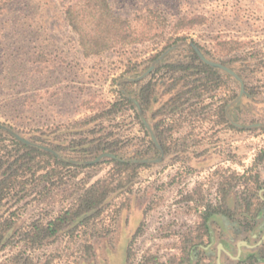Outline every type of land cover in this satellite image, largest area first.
<instances>
[{"label": "rangeland", "instance_id": "374dc122", "mask_svg": "<svg viewBox=\"0 0 264 264\" xmlns=\"http://www.w3.org/2000/svg\"><path fill=\"white\" fill-rule=\"evenodd\" d=\"M71 1L16 0L0 16V126L37 145H58L60 157L75 156L65 148L71 141L105 136L118 142V158L139 164L137 174L129 186L132 192L112 195L87 225L64 230L35 247L20 241L18 232L37 218H53L71 200L81 179L105 176L112 164L104 158L49 192L39 193L40 186H29L23 198L10 194L0 210L1 221L13 223L0 246V264H98L89 256L103 249L104 240L121 232L119 219L128 217L133 208L145 210L143 216L139 214L136 237L129 243L132 264H166L167 260L175 264L188 249H184L188 243L183 235L197 233L201 197L204 203L217 205L221 176H248L257 171L260 181L264 178V160L258 161L264 151V129L253 127L252 120L255 109L264 122V0H110L116 9L132 15L131 8H160L171 24L154 41L95 57L83 56L77 36L64 19L62 10ZM178 19L180 28L175 29L173 23ZM189 45H199L207 59L240 76L252 96L242 100L239 111L231 102L227 123H217L211 113L191 121L184 120L185 114H175L169 120L174 126L168 133L169 150L158 161L156 149L148 144L151 133L155 136L151 111L159 109L164 117L162 105L182 89L171 85L163 65L187 61ZM35 54L45 60L33 62ZM215 68L228 75V83L216 90L214 98L206 99L213 101V108L240 91L235 75ZM150 78L156 81L157 101L150 110L142 113L139 109L148 131L134 109L101 115L105 103L121 93L133 98L135 90ZM102 153L109 152L97 156ZM97 156L74 161L84 163ZM190 193L197 201L184 200ZM227 204L234 206V195Z\"/></svg>", "mask_w": 264, "mask_h": 264}, {"label": "trees", "instance_id": "16d2710c", "mask_svg": "<svg viewBox=\"0 0 264 264\" xmlns=\"http://www.w3.org/2000/svg\"><path fill=\"white\" fill-rule=\"evenodd\" d=\"M14 1L16 0H0V16L7 12ZM131 9H134L132 10L133 15L130 12L116 9L110 0H72L65 5L62 11H64L67 25L77 36L83 56L95 57L109 51L128 50L154 41L171 24L160 8L145 5ZM180 22L181 19H178L173 23L175 29L180 28ZM176 38V41L180 39V37ZM188 51L187 61L179 59L163 65L166 72L170 73L171 85H180L182 89L177 90L162 105L166 109L164 117L159 109L151 111L150 115L151 119H154L151 128L165 153L169 150L168 133L174 127L169 120L171 121L175 114H185L184 120L191 121L207 118L206 116L211 113L212 116H216L217 123H227L229 105L231 102H236L239 95L237 92L228 99H221V103L216 108H213V101L206 102V99L211 100L215 97V92L219 87L227 85L228 75L220 73L215 67L200 60L193 47L188 46ZM32 60L35 63H41L45 59L43 55L35 54ZM134 101H137V105ZM156 101V81L150 78L135 90L133 98L127 93H121L118 99L105 103L101 115L115 114L126 108L134 109L135 117L145 131H148L141 119L140 110L142 113L147 109L150 110ZM158 116L160 119H156ZM148 144L158 151L151 138ZM117 145V141H108L105 136L86 138L77 142L71 141L65 148L74 152L75 156L61 155L60 157L37 146L23 143L0 129V210L7 196L12 194L13 197L23 198L29 186L32 188L40 186L38 192L43 193L66 185L77 177L82 169L100 164L78 163L74 160H88L104 151L115 155ZM51 148L59 152L58 145ZM263 160L264 151H261L258 161ZM108 162L112 165L107 175L92 180L81 179L83 183L71 193V200L66 206L47 221L41 218L33 220L26 230L18 232L20 241L28 247H35L44 241L54 239L64 230L85 226L101 213L112 195L132 192L129 186L133 183L139 164L117 156L109 158ZM259 178L257 171L248 176L237 173L221 176L217 187V205L204 203L201 197L199 202L203 206L199 214L201 221L198 223L197 233L193 234L188 231L185 236L183 235L182 240L188 243L184 249L201 241L203 229L207 225L206 221L213 213L229 211L227 200L232 195H234L235 204H251L252 198L257 196V189L260 186ZM238 185H242V189L238 190ZM184 200L187 203L197 201L191 193L185 195ZM12 225L11 221L0 219V246L5 244L3 241ZM90 247L88 245L87 250ZM17 259L21 260V258ZM19 260L16 262L18 263Z\"/></svg>", "mask_w": 264, "mask_h": 264}, {"label": "flooded vegetation", "instance_id": "af4514ba", "mask_svg": "<svg viewBox=\"0 0 264 264\" xmlns=\"http://www.w3.org/2000/svg\"><path fill=\"white\" fill-rule=\"evenodd\" d=\"M236 80L240 91L234 109L239 111L244 106L242 100L251 98L252 94L244 89V82L240 76H237ZM137 81L133 79V82ZM252 120L253 127L264 129V122L255 109H252ZM157 148V159L160 161L165 152L160 145ZM259 185L257 196L252 198L251 204H234L229 206L226 213L222 211L213 213L206 221L201 241L190 245L175 264H264V178ZM133 209L130 215L126 216L127 219H119L118 226H121V232L116 233L112 240L109 238L108 242L104 240L105 245L101 252H96V255L94 252V256H89L91 261L98 264H132L133 254L130 253L129 243L136 237L135 232L139 225L137 220L139 214L143 216L145 210ZM129 225L136 227L131 230L127 228ZM167 261L166 264H171Z\"/></svg>", "mask_w": 264, "mask_h": 264}, {"label": "water", "instance_id": "95a60500", "mask_svg": "<svg viewBox=\"0 0 264 264\" xmlns=\"http://www.w3.org/2000/svg\"><path fill=\"white\" fill-rule=\"evenodd\" d=\"M192 47L194 48V50L198 54L200 60H202L203 62H205V63H207V64H209L210 66H213V67L222 68V70H225V71L231 73L232 75H235L234 72L231 69L227 68L226 66L207 59L197 46L192 45ZM0 128L4 129L8 133H10L14 138H16L17 140H19V141H21L23 143H26V144H29V145H33V146H37V147H39V148H41L43 150L49 151V152H51V153H53V154L58 156V154L54 150H52L51 148H48V147H45V146H41V145H37V144H35V143H33V142L21 137L18 133L14 132L13 130H11L9 128H6L5 126L1 125ZM151 137H152V140L158 146V144L156 142V138H155V136L152 133H151ZM115 157L116 156L114 154H111V153H102V154L98 155L95 159L90 160V161H85L84 163L85 164H93V163H96V162H98V161H100V160H102L104 158H108L109 159V158H115Z\"/></svg>", "mask_w": 264, "mask_h": 264}]
</instances>
